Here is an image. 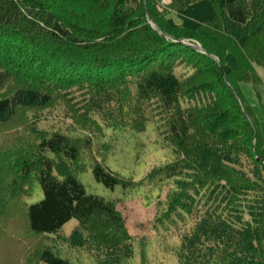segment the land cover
<instances>
[{"label":"trees","instance_id":"obj_1","mask_svg":"<svg viewBox=\"0 0 264 264\" xmlns=\"http://www.w3.org/2000/svg\"><path fill=\"white\" fill-rule=\"evenodd\" d=\"M75 1L106 12L105 30L68 16L64 5ZM155 5L0 0V128L74 90L82 98L69 100L82 99L84 107L121 101L120 128L143 133L155 119L174 150L175 161L148 179H182L174 193H189L170 197L171 209L185 211L188 197L205 191L195 207L203 213L181 239V264H264V139L241 87L263 84L264 0H172L163 13ZM22 58L29 64L22 66ZM178 67L186 73L178 75ZM20 71L27 75L19 77ZM83 142L89 141L45 133L17 168L22 181L30 180L28 187L37 182L43 193L41 202L26 208L31 235L50 238L75 220L74 233L93 237L96 219L121 223L114 202L88 194L70 172L58 174L57 165L78 160ZM93 174L110 189L125 184L100 164ZM89 242L103 251L100 264H127L134 254L130 241L120 254L98 239ZM30 264L72 263L43 248Z\"/></svg>","mask_w":264,"mask_h":264},{"label":"rangeland","instance_id":"obj_2","mask_svg":"<svg viewBox=\"0 0 264 264\" xmlns=\"http://www.w3.org/2000/svg\"><path fill=\"white\" fill-rule=\"evenodd\" d=\"M171 3L172 0H156V10L163 13ZM64 7L67 15L74 16L81 24L105 30L104 19L107 13L99 7L82 1ZM170 17L177 25L181 23L175 13ZM197 47L200 48V44ZM23 60L22 66L29 64V60ZM26 72H18L19 77L27 75ZM176 72L178 75L186 73L181 67ZM258 73L263 84H246L241 87L259 120V134L264 139V71L260 68ZM35 78L28 77L30 81ZM109 95L106 94V97ZM69 96L82 98L76 90L67 98H59L58 95L57 99L52 100L51 107L39 108L37 113L28 118L19 115L6 129L0 128V241L6 237L4 243L0 244V264H30L36 261L43 248H51L72 264H100L106 258L101 255L103 251L95 246L96 242H89L94 239L103 241L105 249L115 248L118 253L121 252L120 247L130 241L134 254L127 264H181L177 257L181 239L197 221V217L202 215L201 205L198 209L195 207L205 191L199 195L197 191L193 192L188 197L185 211L172 210L169 198L174 194L179 195L178 190L177 193L174 191L182 179L148 180L175 161L174 150L165 141L160 132L163 129L157 127V121L150 120L143 133L120 128V120L117 122V118L122 115L121 112L117 113V107L121 101L108 98L111 100L108 104L96 103L84 107L82 99L71 101ZM77 102L80 104H75ZM55 132L77 141H89L80 146L81 153L76 162L69 167L65 164L57 165L56 169L60 175L68 172L73 174L88 194L114 202L121 216L119 225L111 226L102 219H96L92 224L93 237L85 233L83 236L74 233L77 227L75 220L50 238L29 233L26 208L41 202L43 193L37 182L28 187L30 180L26 178L25 182L22 181L18 177L17 168L21 167L22 161L32 156L31 145L41 140L43 134ZM12 159H16V162H12ZM96 164L111 170L125 184L120 183L110 189L99 183L93 174ZM60 175L56 176L61 179ZM27 187L29 190H26ZM187 193L189 191L181 193L178 198H184Z\"/></svg>","mask_w":264,"mask_h":264}]
</instances>
